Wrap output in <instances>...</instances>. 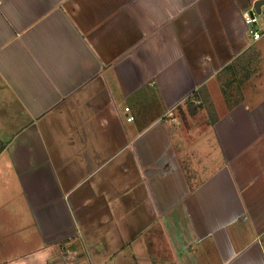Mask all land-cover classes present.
I'll return each mask as SVG.
<instances>
[{"label": "crops", "instance_id": "1", "mask_svg": "<svg viewBox=\"0 0 264 264\" xmlns=\"http://www.w3.org/2000/svg\"><path fill=\"white\" fill-rule=\"evenodd\" d=\"M256 1L0 0V264H264Z\"/></svg>", "mask_w": 264, "mask_h": 264}, {"label": "rangeland", "instance_id": "2", "mask_svg": "<svg viewBox=\"0 0 264 264\" xmlns=\"http://www.w3.org/2000/svg\"><path fill=\"white\" fill-rule=\"evenodd\" d=\"M0 85H2V83L0 82ZM5 96L4 94V91H2V87L0 86V125H2L4 122H7L9 124H7L6 127H8L7 129L10 130V129H14L17 127V123L19 122L20 123V120H12L10 118V116H12V114L15 116V111H16V106L12 103V104H8L6 105V107H4L2 105V97ZM169 118H172L171 116ZM11 121V122H10ZM23 121V120H22ZM5 137V136H4ZM2 158L3 157V154H1ZM8 202V201H7ZM19 221L22 222V219L20 217L14 219H12L11 216H8L7 218H3L0 219V224H6V225H11V224H16L18 223Z\"/></svg>", "mask_w": 264, "mask_h": 264}, {"label": "built area", "instance_id": "3", "mask_svg": "<svg viewBox=\"0 0 264 264\" xmlns=\"http://www.w3.org/2000/svg\"><path fill=\"white\" fill-rule=\"evenodd\" d=\"M260 17L261 13L259 14L257 12L255 6L250 7L249 10L244 13V19L248 26L258 24L260 21ZM250 34L254 40H259L262 37V33L259 30H251ZM126 111H129V108H126Z\"/></svg>", "mask_w": 264, "mask_h": 264}, {"label": "water", "instance_id": "4", "mask_svg": "<svg viewBox=\"0 0 264 264\" xmlns=\"http://www.w3.org/2000/svg\"><path fill=\"white\" fill-rule=\"evenodd\" d=\"M257 12L260 14L261 13V9L264 7V0H257L254 4Z\"/></svg>", "mask_w": 264, "mask_h": 264}, {"label": "clouds", "instance_id": "5", "mask_svg": "<svg viewBox=\"0 0 264 264\" xmlns=\"http://www.w3.org/2000/svg\"><path fill=\"white\" fill-rule=\"evenodd\" d=\"M261 15H262V13H261ZM257 41V40H256Z\"/></svg>", "mask_w": 264, "mask_h": 264}]
</instances>
